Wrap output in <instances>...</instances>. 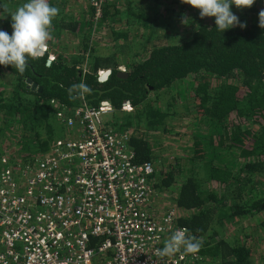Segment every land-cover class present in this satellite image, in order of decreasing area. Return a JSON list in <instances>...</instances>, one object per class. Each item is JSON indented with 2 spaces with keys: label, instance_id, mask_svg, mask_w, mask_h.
Masks as SVG:
<instances>
[{
  "label": "trees",
  "instance_id": "obj_1",
  "mask_svg": "<svg viewBox=\"0 0 264 264\" xmlns=\"http://www.w3.org/2000/svg\"><path fill=\"white\" fill-rule=\"evenodd\" d=\"M22 4L20 2L18 6ZM49 4L53 3L49 1ZM103 5L101 18L110 15L114 20L118 13L116 1ZM110 5L113 13L107 8ZM247 8L262 10L264 2ZM130 13L127 10V14ZM60 15L53 20L55 36L63 29L75 33L86 22L59 18ZM241 23L246 27L237 25L220 32L215 21H202L189 37L154 44L143 58L129 60L125 74L117 73L116 55L94 52L89 45V31L83 32L80 53L57 51L48 60L50 53L47 51L39 59L29 58L23 74L11 65H0V71H7L11 81L10 93L0 96V102H3L0 113L7 121L19 125L21 143L29 154L49 146L50 142L42 141V129L50 138V130H60L51 99H57L65 106L82 101L93 106L106 102L115 109L129 103L136 108L137 119L120 126H129L135 160L141 161L153 158L151 143L145 135L133 133L130 126L140 124L143 116L142 123L146 127H160L167 115L160 102L149 99L151 92L189 74L205 72L226 80L217 85L212 94L208 91L210 81L194 83L195 105L201 116L208 115L216 131L198 133L188 164L176 160L158 166L155 187H170L179 176L176 204L191 211L178 216L177 222L188 230L189 236L203 241L201 254L219 257L221 264H254L245 241L234 239L229 242L212 229L215 221L237 222L241 215L264 210V28L259 27L258 14ZM0 30L9 35L12 33V28ZM87 49L89 60L84 70L81 63ZM100 68H111L103 80L98 78ZM28 78L31 80L29 85ZM232 78L237 82L227 80ZM32 82L36 83L34 89ZM80 83L90 92L80 96L74 91L72 95L76 98H70L69 89ZM217 122L220 126L215 127ZM3 130L0 125V134ZM254 191L259 195H254ZM259 225L264 228V219ZM260 264H264V254Z\"/></svg>",
  "mask_w": 264,
  "mask_h": 264
},
{
  "label": "built area",
  "instance_id": "obj_2",
  "mask_svg": "<svg viewBox=\"0 0 264 264\" xmlns=\"http://www.w3.org/2000/svg\"><path fill=\"white\" fill-rule=\"evenodd\" d=\"M103 3L92 0L95 17ZM51 105L61 131L49 147L0 169V264H221L200 251L156 255L185 227L151 210L154 162L135 160L129 126L108 119L111 104Z\"/></svg>",
  "mask_w": 264,
  "mask_h": 264
},
{
  "label": "rangeland",
  "instance_id": "obj_3",
  "mask_svg": "<svg viewBox=\"0 0 264 264\" xmlns=\"http://www.w3.org/2000/svg\"><path fill=\"white\" fill-rule=\"evenodd\" d=\"M49 1L61 9L59 18L86 21L83 23L82 29L75 33L63 29L58 36H55L52 28L53 38L48 42L50 55H54L57 51L80 53L83 32L89 31V45L93 47V51L100 55L115 54L119 62L118 68H125L131 59L143 58L154 44L180 41L189 37L200 22L215 21V17L201 18L199 9L182 3L181 0H104V3L116 1L118 13L114 20H111L110 15L104 19L101 18V15L95 17L92 0ZM20 2L24 3L26 0H0V5L6 4L9 12H11L18 7ZM263 2L264 0H255L254 3ZM107 8L110 13H113V6L110 5ZM230 8L240 22H247L255 18L261 11L247 7L237 8L234 4ZM127 10H130L131 13L127 14ZM185 18L187 24L182 22ZM11 23V15L0 8V29L11 28ZM85 23L89 25L85 26ZM84 54L81 67L85 70L89 60V49ZM8 74L7 71H0V96H7L10 93L11 81ZM204 80L211 82L208 86V91L211 94L217 85L226 81L205 72L197 73V75L189 74L184 78L177 79L170 85L153 91L149 95L150 100L160 102L161 107L167 112L161 126L146 127L142 123L145 120L143 116L139 120L140 124L134 123L136 125L130 126L133 133H141L149 138L155 170L158 169V166L176 160L179 163L188 164L189 158L193 155V145L198 133L216 131L212 127L213 123L209 122L208 115L201 116L198 106L195 105L194 83ZM233 82L237 81L234 80ZM136 113L135 107H130L127 110L120 108L108 116V119L113 117L117 124L132 123L137 119ZM0 125L4 127L2 134H0V169L6 162L9 163V166L11 164L23 165L29 158H33L49 147L28 154L29 150L24 148L25 145L20 140L21 128L19 125L12 120L7 121L2 112L0 113ZM217 126H220L218 122L215 127ZM44 131L46 130L42 129L40 133L42 141L45 142H51L52 138L59 132L58 130H50V138L49 134ZM179 179L178 176L177 181L170 187L164 189L155 187V193L151 196V210L156 213L172 211L177 217L191 211V209L182 208L176 204L175 195ZM216 188L219 189V187ZM253 194L259 195L255 194V191ZM263 219L264 210L255 214L241 215L237 222H230L227 219H222L220 222L215 221L212 223V229H215L219 236L229 242L234 239L245 241L250 247L253 263L260 264L264 254V228L259 225V222Z\"/></svg>",
  "mask_w": 264,
  "mask_h": 264
},
{
  "label": "clouds",
  "instance_id": "obj_4",
  "mask_svg": "<svg viewBox=\"0 0 264 264\" xmlns=\"http://www.w3.org/2000/svg\"><path fill=\"white\" fill-rule=\"evenodd\" d=\"M194 8L199 9V15L215 17L218 31L239 26L246 27L231 11L230 6L237 8L251 7L255 0H181ZM5 12L11 15L12 33L0 30V65H11L23 74L28 66V60L39 59L48 51V42L52 40L53 20L59 15L60 9L49 4V0H26L22 5L9 12L8 6L0 5ZM259 27L264 28V9L259 13ZM187 24L186 18L182 21ZM50 58V57H48ZM51 59V58H50ZM120 69V68H119ZM125 69V68H124ZM77 92L80 96L89 93L90 89L83 83L72 85L69 89L70 98ZM187 229H179L164 241V247L157 249L156 255L160 258L171 257L183 249L184 254H196L200 251L203 241L195 236L187 235Z\"/></svg>",
  "mask_w": 264,
  "mask_h": 264
},
{
  "label": "water",
  "instance_id": "obj_5",
  "mask_svg": "<svg viewBox=\"0 0 264 264\" xmlns=\"http://www.w3.org/2000/svg\"><path fill=\"white\" fill-rule=\"evenodd\" d=\"M48 60H50V58H48ZM110 72H111V68H105L102 71V73L98 75V78L100 80H103V79L107 78V76L109 75ZM117 73L118 74H125V69H119ZM30 82H31V80L28 78L27 79V85H29ZM35 85H36V83L32 82L31 83V88L34 89ZM104 103H106V102H104Z\"/></svg>",
  "mask_w": 264,
  "mask_h": 264
}]
</instances>
